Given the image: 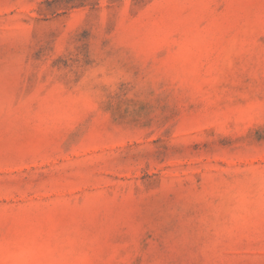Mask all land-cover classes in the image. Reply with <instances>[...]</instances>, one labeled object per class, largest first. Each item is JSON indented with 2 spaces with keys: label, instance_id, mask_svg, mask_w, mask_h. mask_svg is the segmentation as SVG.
<instances>
[{
  "label": "rangeland",
  "instance_id": "obj_1",
  "mask_svg": "<svg viewBox=\"0 0 264 264\" xmlns=\"http://www.w3.org/2000/svg\"><path fill=\"white\" fill-rule=\"evenodd\" d=\"M0 264H264V0H0Z\"/></svg>",
  "mask_w": 264,
  "mask_h": 264
}]
</instances>
